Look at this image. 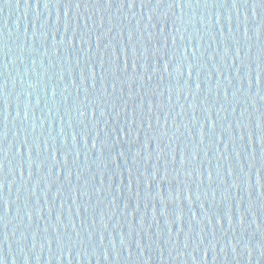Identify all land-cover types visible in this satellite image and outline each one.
Instances as JSON below:
<instances>
[{"label":"water","instance_id":"water-1","mask_svg":"<svg viewBox=\"0 0 264 264\" xmlns=\"http://www.w3.org/2000/svg\"><path fill=\"white\" fill-rule=\"evenodd\" d=\"M3 264H264L261 0H0Z\"/></svg>","mask_w":264,"mask_h":264},{"label":"snow or ice","instance_id":"snow-or-ice-1","mask_svg":"<svg viewBox=\"0 0 264 264\" xmlns=\"http://www.w3.org/2000/svg\"><path fill=\"white\" fill-rule=\"evenodd\" d=\"M261 2L264 3V0H261ZM0 264H3V261L2 260H0Z\"/></svg>","mask_w":264,"mask_h":264}]
</instances>
